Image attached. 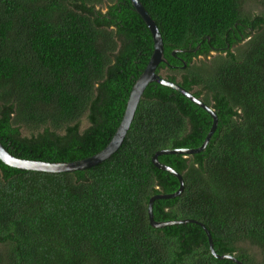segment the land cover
Instances as JSON below:
<instances>
[{
	"label": "trees",
	"instance_id": "obj_1",
	"mask_svg": "<svg viewBox=\"0 0 264 264\" xmlns=\"http://www.w3.org/2000/svg\"><path fill=\"white\" fill-rule=\"evenodd\" d=\"M140 1L164 41L157 73L218 117L204 151L159 156L185 186L154 202V218L199 221L218 254L264 264V0L253 16L245 0ZM153 51L131 0H0V142L51 163L101 152ZM211 125L207 111L152 82L106 161L63 173L0 161V264H236L212 255L198 224L149 222L150 198L180 185L152 157L200 147Z\"/></svg>",
	"mask_w": 264,
	"mask_h": 264
},
{
	"label": "water",
	"instance_id": "obj_2",
	"mask_svg": "<svg viewBox=\"0 0 264 264\" xmlns=\"http://www.w3.org/2000/svg\"><path fill=\"white\" fill-rule=\"evenodd\" d=\"M132 5L136 9L137 13L142 17L146 25L148 26L149 30L152 33L153 41H154V51L153 54L143 71V73L140 75V77L135 81V84L131 90L125 113L123 115V118L121 120L120 125L117 128V131L115 135L113 136L112 140L109 142V144L99 153L75 162H66V163H51V162H43V161H34V160H26V159H20L8 152V150L2 145L0 142V161L3 162L5 165H8L13 168H17L20 170H30V171H38V172H46V173H63V172H74V171H81L85 169H89L91 167H94L107 159H109L114 153L118 151V149L123 144L124 139L127 136V133L130 129V126L133 122L134 116L136 114L137 108L139 106V103L143 97V94L147 88V86L152 83H158L163 86L172 88L179 93H181L183 96L188 98L190 101L197 104L199 107L204 109L209 113V115L212 117V125L207 133V136L202 143V145L198 148H179V149H164L160 150L157 153L154 154L152 157V162L158 169L168 171L171 174H173L177 179L179 180V188L177 191L171 194H156L152 196L149 200L148 204V216H149V222L150 225L153 228H164L166 226L171 225H179V224H185V223H194L200 225L207 236L209 249L214 255V257L218 259H228L233 261L236 264H244L242 261L237 259L234 255L225 254L220 255L215 251L213 239L211 236L210 231L196 220L186 219V220H172V221H157L154 218L153 213V206L154 202L156 200L160 199H172L175 197H178L181 195V193L184 190V180L182 175L177 172L172 167L165 165L159 161V156L166 155V154H184V155H191V154H198L202 151H204L211 140L213 134L217 130L218 127V117L216 112L207 104H205L201 99L196 97L192 92L188 91L181 85L166 79L162 77L160 74L157 73V68L161 63H167V60L164 58V41L161 34V31L155 21L152 19L144 5L140 0H131ZM178 51H173V55ZM186 65V63H184Z\"/></svg>",
	"mask_w": 264,
	"mask_h": 264
},
{
	"label": "rangeland",
	"instance_id": "obj_3",
	"mask_svg": "<svg viewBox=\"0 0 264 264\" xmlns=\"http://www.w3.org/2000/svg\"><path fill=\"white\" fill-rule=\"evenodd\" d=\"M244 11L250 15H258L261 14L263 8L258 4L257 0H245L244 2ZM106 11L105 8L103 9ZM216 53H211V57L215 56ZM248 248V245H245Z\"/></svg>",
	"mask_w": 264,
	"mask_h": 264
}]
</instances>
